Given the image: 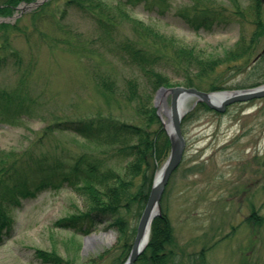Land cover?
Instances as JSON below:
<instances>
[{
	"label": "rangeland",
	"instance_id": "374dc122",
	"mask_svg": "<svg viewBox=\"0 0 264 264\" xmlns=\"http://www.w3.org/2000/svg\"><path fill=\"white\" fill-rule=\"evenodd\" d=\"M47 1L44 15L48 17L44 21L30 15L36 8L17 17H21L20 30H12L10 37L22 58L21 67L11 62L0 68V90L17 88L27 93L28 102L38 103L37 116L16 123L0 122V149L14 151L23 159L30 154L49 161L89 151L84 140L74 134L55 132L44 136L43 127L55 118L105 117L144 125L146 113L154 106L163 124L166 116L160 110L163 102L157 100V91L154 93L141 72L121 60L117 51H110V46L99 37L97 24L74 8L63 14L65 0ZM101 1L118 15V10H122L127 18L151 28L159 38L193 47L206 58L219 59L231 48L239 38L241 24L247 37L254 30V13L251 8L247 11L252 0H169L171 8L163 15L147 10L142 3L122 7L119 0ZM190 5L223 6L228 11L238 6L245 10V19L242 17L240 24L232 19L212 31H195L177 15L179 9ZM119 17L117 39L154 42L143 33V28H135L126 18ZM0 18L11 23L17 19ZM50 20L55 24H50ZM26 31L30 32L27 36ZM55 40L63 42L56 44ZM263 47L264 38L245 67L240 61L236 67L227 66L228 63L218 65L212 74L197 80L201 84L199 89L205 90L212 83L233 87L262 80L263 75L250 76L249 71L254 56ZM262 67L264 57L256 62L257 70ZM187 73L183 69L167 71L172 86H185ZM101 78L114 80L115 89H103ZM129 79L139 83L134 98L126 94ZM194 100L191 99L190 106ZM165 101L170 107V94ZM184 118L183 158L161 199V209L172 226L171 242L163 251L168 254L165 264H264V97L232 103L222 113L197 103ZM85 208L83 198L69 187L45 190L22 200L21 206L10 211L9 234L0 243V264H44L34 256L36 249L56 252L74 264H110V257L123 241L116 227L104 222L88 233L75 234L56 225L60 218ZM254 211L262 221L246 222ZM125 217L130 234L137 219L133 213ZM95 234L112 237L110 242L104 239L87 244V238ZM131 238L132 242L133 235ZM107 250L110 252L105 253ZM201 250L203 255H199Z\"/></svg>",
	"mask_w": 264,
	"mask_h": 264
},
{
	"label": "trees",
	"instance_id": "16d2710c",
	"mask_svg": "<svg viewBox=\"0 0 264 264\" xmlns=\"http://www.w3.org/2000/svg\"><path fill=\"white\" fill-rule=\"evenodd\" d=\"M32 1L34 0H0V16H11L21 2ZM48 3L49 1L44 2L32 10L30 15L38 21H44L48 17V14L44 15ZM119 3L122 7L142 3L147 10H153L160 15L171 8L169 0H119ZM250 3L247 5L249 6L247 11L251 8L254 13V30L251 36L245 35L241 24L239 38L219 59L206 58L193 47L159 38L151 28L143 26L140 21L127 18L122 10H118L121 18H126L133 27L143 28V33L154 42L148 44L129 38L117 39L115 30L120 17L111 6L101 0H65L62 13L64 14L68 8H74L95 22L101 32L100 39L105 41L106 46L111 47L110 51H117L121 60L139 70L146 84L155 93L161 87L172 86L171 78L167 74L170 70H185L189 74L184 77L183 85L201 88L197 80L212 74L222 63L236 67L240 61L245 67V62L254 54L264 38L262 16L264 0H252ZM244 12L245 10L238 6L233 11H228L223 6L190 5L179 9L177 15L195 31L200 29L212 31L214 27L228 24L232 19L239 24L242 23ZM20 19L21 17L17 18L14 23L0 22V52H4L0 54V68L11 62L21 67L22 58L12 46L10 37L13 31L20 30L18 27ZM52 21L49 23L55 24ZM29 33L26 31L25 36ZM62 42L55 40L56 44ZM64 42L66 46H70L66 39ZM158 42L161 43L160 46ZM263 57L264 53L256 62L261 61ZM256 62L249 71L250 76L256 74L264 76V67L257 70ZM107 79L101 78L100 86L105 90H114L116 82ZM261 83H264V78L248 84L238 83L233 87L212 83L205 90L247 88ZM138 87V81L129 79L126 83L127 97H136ZM27 97V93L17 88L11 91L0 90V122L16 123L37 116L38 103L28 102ZM150 99L152 102L153 96H150ZM200 104L210 110L205 104ZM146 114L148 116L144 125L105 117L78 120L55 118L46 124L42 129L44 136L55 132H68L84 140L89 151L85 150L75 157L49 161L46 157L36 158L28 154L23 159L20 154L15 155L14 151L0 149V243L9 234L10 211L21 206L22 200L35 197L45 190L69 187L83 198L86 208L60 218L56 225L76 234L88 233L96 224L108 222L109 227H116L120 231L123 239L109 261L110 264H121L128 256L131 237L133 235L134 238L136 234V225L129 234L125 214L127 216L133 213L138 221L147 202L154 174L167 158L170 149L169 137L155 107H151ZM184 122L185 118L182 125ZM245 221L259 223L262 218L254 211ZM171 238L172 226L167 213L163 210L161 215L152 221L149 242L138 257L137 263L141 261L145 262L144 264H165L168 254L163 251L171 242ZM99 255L100 259L104 256L103 253ZM199 255H203V250L199 251ZM34 256L44 264H74L53 251L36 249Z\"/></svg>",
	"mask_w": 264,
	"mask_h": 264
},
{
	"label": "water",
	"instance_id": "95a60500",
	"mask_svg": "<svg viewBox=\"0 0 264 264\" xmlns=\"http://www.w3.org/2000/svg\"><path fill=\"white\" fill-rule=\"evenodd\" d=\"M43 1L45 0H36L35 2L29 3L28 5L24 4L22 6L17 7V9L20 12L12 16V18L19 15L21 12L25 10L38 6ZM163 91H167L171 94L170 113H169L171 131H169L167 127H165L170 140V153L160 169V176L158 178L156 177L154 178L153 185L151 187L148 196V200L146 202V205L141 213V216L137 224L136 235L132 242L128 257L122 264H135L138 256L145 249L147 245V240H148L147 238H148L151 222L156 216L160 214L161 211L160 201L165 186L168 183V180L172 172L177 168V166L182 160V156L185 148V138L183 136L182 128H181V120L183 118V114H180L177 111L178 98L182 94H187L196 98V101L194 102L193 106L197 102H204L211 109H214L218 112H224L226 107L232 103L243 102L254 98L264 97V84L254 88L229 91V95L224 97L219 104H215L209 99V95L211 93L199 90L195 87H185V86H174L170 88L163 87L158 91L157 99L159 93ZM144 238H145V242L143 243Z\"/></svg>",
	"mask_w": 264,
	"mask_h": 264
},
{
	"label": "bare ground",
	"instance_id": "6f19581e",
	"mask_svg": "<svg viewBox=\"0 0 264 264\" xmlns=\"http://www.w3.org/2000/svg\"><path fill=\"white\" fill-rule=\"evenodd\" d=\"M168 95L167 91H163L161 93H159V96H158V99H159V102H163L161 103V106H160V110L163 114H165L166 116V119L164 120L165 122V125L167 127V129L169 131H171V124H170V119H169V113H170V107L168 105H166L164 102L165 101V98L166 96ZM227 95H229V92H223V91H216V92H213L209 95V99L215 103V104H219L220 101L226 97ZM193 97L190 96V95H187V94H182L179 98H178V101H177V111L180 113V114H185L187 112V110L189 109L190 107V101ZM160 176V170L157 172L156 174V178H158ZM112 234V233H111ZM112 236H110V234H102L101 235H92V236H89L87 238V244H92V243H101L102 240H106L107 242H110V239H111ZM145 242V238H144V241L143 243Z\"/></svg>",
	"mask_w": 264,
	"mask_h": 264
}]
</instances>
